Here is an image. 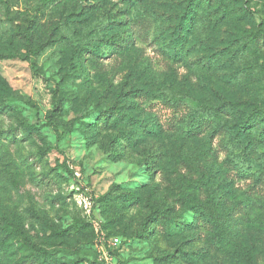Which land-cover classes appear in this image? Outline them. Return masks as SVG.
<instances>
[{"label": "rangeland", "instance_id": "374dc122", "mask_svg": "<svg viewBox=\"0 0 264 264\" xmlns=\"http://www.w3.org/2000/svg\"><path fill=\"white\" fill-rule=\"evenodd\" d=\"M182 1H146L142 9L154 18L140 24L124 0H59L49 7L40 0H0V213L26 237L0 235V264H35L38 256L49 264H193L176 250L180 237H147L150 208L173 206L183 221L181 192H197L221 166L241 197L252 188V178L225 164L239 151L234 142L226 144L223 134L188 139L173 132L180 113L158 99L130 95L145 89L215 100L218 94L264 109V38L250 33L264 22V0H230L236 16L218 25L206 21L197 34L201 42L185 61H174L157 45L153 24L175 26ZM245 4L255 16L242 15ZM95 23L100 30L89 40ZM129 29L134 37L122 48L117 35L128 39ZM96 46L102 53L92 61L88 52ZM80 47L89 50L82 51L83 66ZM115 102L153 115L165 135L117 154L111 133L93 128ZM57 105L61 110L50 121ZM255 190L264 196V185ZM85 194L95 201L91 216L81 203ZM133 195L140 204L131 202ZM234 203L226 201V209ZM243 235L239 242L264 249V235L251 229ZM185 243L206 251L203 264L225 263V255L209 253L202 241Z\"/></svg>", "mask_w": 264, "mask_h": 264}, {"label": "trees", "instance_id": "16d2710c", "mask_svg": "<svg viewBox=\"0 0 264 264\" xmlns=\"http://www.w3.org/2000/svg\"><path fill=\"white\" fill-rule=\"evenodd\" d=\"M57 1L59 0H40V3L49 7ZM124 1L133 9L134 21L138 19L140 24H143L149 22L148 17L154 18L150 11L146 12L142 9L143 4L148 0ZM234 10L230 0H183L177 12L175 26L165 29L157 23V20L153 24L157 45L172 60L185 61L190 48L196 47L197 43L201 42L197 39V34L200 29L206 27L203 24L209 20H213L217 25L228 21L236 16ZM240 12L243 16L256 15V11L247 4ZM99 30L100 25L95 23L85 38L93 40ZM250 33L251 38L258 35L264 38L263 20L258 25V31ZM127 35L128 39L117 35L122 48H126L134 37L133 30H127ZM82 51L89 50L86 47L78 49L77 63L80 66L85 63ZM88 53L94 61L100 57L102 49L96 46ZM112 53L122 54L118 50ZM134 91L135 93H130L133 98L158 99L175 113H180L181 118L177 119L180 121L175 123L173 132L188 139H198L202 135L214 138L218 134H223L222 138L226 144L229 140L234 142L239 151L234 154V158L228 157L225 164H228V168L239 177L252 178L254 181L252 188L241 197L242 193L227 177L229 171L221 166L214 178L197 187V192H181L180 200L185 212L183 221H178L173 216L176 212L173 206L150 208L144 220L147 237L151 238L158 234L167 239L180 237L182 241L176 246V250L180 253L181 259L193 264H203L206 257L205 250L195 251L190 248L189 243H185L193 239L202 241L209 253L225 255L224 264H264L263 258H259L264 253L262 247L253 249L246 242H239L248 229L253 230L257 235H264V196L255 190L264 185V152L261 151L264 149V109L257 106L245 107L246 103L241 100L219 98L218 94H215L217 99L209 100L204 98L205 95L202 93L185 96L163 92L152 94L145 89ZM120 104L121 102L108 104L101 112L99 120L93 124L96 132L111 133V144L117 154L128 148L137 150L147 139L165 135L164 127L153 115H147L144 110H142L143 114L137 110L128 112L125 108H121ZM60 110L61 107L57 105L49 112L50 121H53V116ZM211 167L216 170L214 163ZM205 176L200 179L204 181ZM228 200H233L235 203L234 206L226 209ZM131 202L140 204L139 195H133ZM238 207H242L243 210L238 212ZM0 219L2 220L0 235L7 237L8 240L20 237L22 240L26 239L18 223H14L1 213ZM165 255H172V252L165 250ZM33 262L49 264V258L38 256ZM13 264H17L16 261Z\"/></svg>", "mask_w": 264, "mask_h": 264}, {"label": "built area", "instance_id": "2783aa9c", "mask_svg": "<svg viewBox=\"0 0 264 264\" xmlns=\"http://www.w3.org/2000/svg\"><path fill=\"white\" fill-rule=\"evenodd\" d=\"M75 173L77 175H79V172L75 171ZM94 202L95 201H94V198L92 195L85 194L82 196L81 203H82L83 207L85 208L88 216H91L93 213ZM94 223H95L96 228L99 230V227H100L99 223L97 221H94ZM111 241L113 244H117V243H119L120 240L118 237H114V238H112ZM101 247L104 249V247L102 245H101Z\"/></svg>", "mask_w": 264, "mask_h": 264}]
</instances>
